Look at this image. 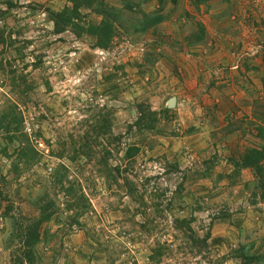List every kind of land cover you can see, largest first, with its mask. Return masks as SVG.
Here are the masks:
<instances>
[{
    "label": "rangeland",
    "instance_id": "1",
    "mask_svg": "<svg viewBox=\"0 0 264 264\" xmlns=\"http://www.w3.org/2000/svg\"><path fill=\"white\" fill-rule=\"evenodd\" d=\"M95 1L131 21L107 50L53 33L48 13L68 0H0V118H21L19 132L0 129V264H27L10 238L37 219L42 194L57 213L33 264H241V247L264 257V173L259 183L234 165L264 146V0ZM138 10L163 21L135 33ZM101 20L83 10L80 26ZM139 112L151 130L139 132ZM25 143L31 166L17 157ZM84 143L90 159L76 154ZM57 172L89 204L77 225Z\"/></svg>",
    "mask_w": 264,
    "mask_h": 264
},
{
    "label": "trees",
    "instance_id": "2",
    "mask_svg": "<svg viewBox=\"0 0 264 264\" xmlns=\"http://www.w3.org/2000/svg\"><path fill=\"white\" fill-rule=\"evenodd\" d=\"M204 0H199V2H203ZM70 3V6L65 7L62 11L58 13L49 12L48 17L50 21L53 23L54 27V34L60 35L66 31L72 32L77 37H81L82 35H87L92 38H95V47L102 50H107L111 45L112 42L116 36L117 33V22L122 18L121 10L114 11L113 9L109 10H103L99 9L98 2L95 0H68ZM104 5V6H103ZM99 5V7L106 9L107 5L103 4ZM86 10L91 12H94L101 16L102 20L98 25L89 24L86 28L80 26V22L82 19V11ZM138 15L140 16L135 18L134 23H130L128 28H132L133 32L138 34H145L150 29L159 26L163 18L160 16L159 13L157 14H145L143 11L138 10ZM3 14V13H0ZM121 20V21H122ZM125 24H129L131 21H124ZM124 24V23H121ZM198 33L193 34L190 42V44L194 45L193 43L198 40V35L201 37L202 34L204 35V27L202 25L198 26ZM199 37V38H200ZM4 44L0 37V45ZM165 112L168 110H164ZM140 118L138 122L136 123L137 128L139 129V132H143L144 130H151L153 128V125L155 123V119L152 118V114H149L148 116L144 115V112H139ZM0 129L5 130L6 133L9 132H19L21 129V118H17L13 116L12 112L4 114V116H1L0 118ZM92 136L97 137L98 133L96 129H91L90 133ZM25 136V135H23ZM92 139V138H91ZM26 138V142H27ZM25 141L21 142L24 143ZM113 142H117L116 140H113ZM93 143L98 144L96 140H93ZM26 144V143H25ZM24 148H20L18 151V160L19 162L24 163L27 166L33 165L36 161H38V155L36 152H34L28 144L23 145ZM88 147V143H84L82 147L76 152V154L85 155L88 159L91 158L90 153H86L83 149ZM138 152L137 148H131L128 149L124 155L125 160L131 159L135 156V154ZM62 154H59L58 157H61ZM109 155L108 153H104L101 159L99 160L100 170L99 172L104 173L110 177V170L107 167V159ZM264 159V146L260 150L255 149H249L245 153V155L242 157V159L238 162H236L234 165L236 166L237 170L240 169H249L254 174V177L259 183H261V178L263 177V171L261 168V162ZM74 160V159H72ZM37 163V162H36ZM116 173H119L118 169H114ZM59 172L55 173L53 186L59 188V192L61 194H64L66 197H69L72 202L68 203V210L75 211L73 218H70L71 221L69 222V226L71 225H77V217L82 215L84 212H86L89 209V204L85 197L81 194L79 196H75L74 193V184L69 185L68 187L64 186V180L66 179V176L64 173L58 174ZM107 177V176H105ZM107 177V178H108ZM204 178H206V175H204ZM109 179V178H108ZM126 183V182H125ZM131 191V190H130ZM264 198V197H263ZM38 210V217L37 219H34L33 221H30L24 229L22 227L18 228L19 232L16 234L15 226L13 227V232L11 234L10 241H13L14 239H18V241L21 244V251H20V257L17 258V261H20V259L24 260L27 264H33L36 259L38 258L36 254V247L41 243L40 241V226L43 223L50 222L51 219L56 215L57 209L55 208V203L47 198L44 194H42L38 200L36 205ZM76 217V218H75ZM186 222H183L181 224L182 227H184V224ZM47 236H45L44 241H46ZM42 241L43 243H45ZM250 252H245L244 247H241L238 253H235V256L240 260L241 264H255V263H262L264 262V257L259 256H253L249 255ZM160 253L157 251L153 256L151 257V260H157L160 258Z\"/></svg>",
    "mask_w": 264,
    "mask_h": 264
},
{
    "label": "water",
    "instance_id": "3",
    "mask_svg": "<svg viewBox=\"0 0 264 264\" xmlns=\"http://www.w3.org/2000/svg\"><path fill=\"white\" fill-rule=\"evenodd\" d=\"M175 104V100L174 99H170L168 102H167V108H172Z\"/></svg>",
    "mask_w": 264,
    "mask_h": 264
},
{
    "label": "crops",
    "instance_id": "4",
    "mask_svg": "<svg viewBox=\"0 0 264 264\" xmlns=\"http://www.w3.org/2000/svg\"><path fill=\"white\" fill-rule=\"evenodd\" d=\"M257 248V247H256Z\"/></svg>",
    "mask_w": 264,
    "mask_h": 264
}]
</instances>
